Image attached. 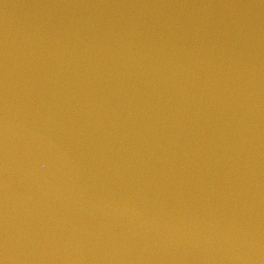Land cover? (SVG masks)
Segmentation results:
<instances>
[{"label": "water", "instance_id": "obj_1", "mask_svg": "<svg viewBox=\"0 0 264 264\" xmlns=\"http://www.w3.org/2000/svg\"><path fill=\"white\" fill-rule=\"evenodd\" d=\"M0 264H264V0H0Z\"/></svg>", "mask_w": 264, "mask_h": 264}]
</instances>
